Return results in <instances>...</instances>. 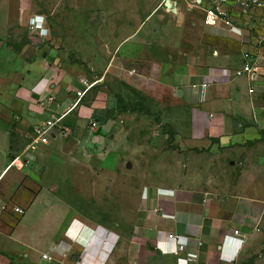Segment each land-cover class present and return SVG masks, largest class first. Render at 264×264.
Returning a JSON list of instances; mask_svg holds the SVG:
<instances>
[{
	"label": "crops",
	"instance_id": "obj_1",
	"mask_svg": "<svg viewBox=\"0 0 264 264\" xmlns=\"http://www.w3.org/2000/svg\"><path fill=\"white\" fill-rule=\"evenodd\" d=\"M191 1L176 0L175 10L192 12L188 8ZM230 9L240 34L227 39L208 35L212 39L205 42L208 45L195 46L193 55L185 56L182 62L175 54L173 59L171 50L166 55L151 53L154 46H137L132 58L131 53L122 52L123 45L110 51L108 73L118 74L130 65L137 70V76L123 74L133 86L119 83L136 90L142 101L164 106L172 115H185V119L172 117L169 124L155 125L166 130L168 141L178 144L182 152L199 149L209 163L218 164L216 171L222 173L212 175L204 168L192 171L188 164L178 173L175 166L166 165L157 150L148 151L151 143L143 139L136 153L144 159L151 156L152 165L142 176L152 179L141 181L136 219L124 238L127 243L120 249L115 243L119 237L116 231L75 218L61 199L51 196L54 188L44 180L54 176L49 172L60 166L69 146V154L75 160L78 156L84 159L93 171L104 169L106 160L112 158L110 170L104 169L106 176L112 180H117V174L121 176L116 187L124 193L125 175L132 173L131 164H127L129 169L124 168L133 153L129 140L117 143L119 138L116 142L106 138L109 132L100 133L109 121H116L118 98L112 96L110 87L101 84L103 76L91 81L83 71L58 63L51 51L25 60L26 66L20 71L15 69L12 55L10 61L0 57V72L6 73L9 81V94L0 106V204L6 206L0 213V264H45L42 256L37 259L32 255L37 245L47 249L42 255L51 252L65 264H104L106 260L109 264L108 255L115 247L114 259L120 261L110 264L123 260L130 264L133 259L138 264H252L250 260L254 259L253 264H259L256 256L264 251V236L256 231L264 222V200L258 199L264 195V92L260 89L264 84V52L257 46H245L244 37L252 19H262L259 22L264 24V10L247 16ZM249 49L253 50L254 76L236 77L234 71L241 68L242 55ZM81 78L95 84L79 100L75 92L81 89ZM202 84L206 88L202 89ZM51 97L53 100L48 101ZM52 118L57 119L59 128H53L48 142L27 149L34 127ZM18 157L20 161L15 164L20 163V168L11 164ZM207 159L202 158V162ZM194 177L202 179L200 188L194 186ZM210 178L234 181L220 187ZM120 201L126 206L123 197ZM13 205L24 210L21 217L12 212ZM53 209L59 212V219L50 224L47 217ZM33 211L48 227L41 231L40 238L28 235L34 239L30 241L20 232V226H26ZM63 216H68V222ZM234 230L244 240L241 246L233 236ZM169 234L181 240H170ZM109 241L111 247L104 254L102 245L107 246ZM180 244L186 246L185 251L178 250Z\"/></svg>",
	"mask_w": 264,
	"mask_h": 264
},
{
	"label": "rangeland",
	"instance_id": "obj_2",
	"mask_svg": "<svg viewBox=\"0 0 264 264\" xmlns=\"http://www.w3.org/2000/svg\"><path fill=\"white\" fill-rule=\"evenodd\" d=\"M170 1L176 9V0ZM163 2L164 0H0V57L10 61L12 55L13 58H16V62H13L14 67L20 71L26 66L27 61L25 60L40 57L44 50L51 51L54 57H57L58 63L73 67L77 71H83L82 75L91 78V81L103 76V79H100L101 84L110 87L109 89L113 90L112 96L118 98L116 121L106 138H111L115 142L116 138H119L117 143L121 139H128L130 152H133L132 154L129 152L131 155L124 165L125 169H129L127 164H131L130 168L132 169L129 177L125 175L124 193L116 187L120 185L121 176L117 174L115 181L106 176L104 169L110 170L109 167L113 163L112 158L106 160L103 165L104 169L93 171L84 159L78 156L75 160L69 154L71 149L69 146L65 147L60 166L53 164L55 165L54 171L49 174L54 176L47 179L45 177L44 180L47 186L54 188L52 191L55 192L51 196L56 195L61 199L74 213L75 218L86 221L88 225L98 223L116 231L119 237L115 243L119 249L122 244L127 243L124 238L128 237L127 234L136 219L135 208L138 203L141 183L152 179L142 176L144 170L152 165L151 156L146 155L144 159L136 153L139 143L143 144V139H147L151 143L150 146H147L149 147L148 151L157 150L162 154L161 156L165 157L166 165L175 166L178 173L180 171L182 173L183 168L188 164L192 171H201L204 168L203 170H207L209 174L210 172L212 175L222 174L216 171L218 164L209 163V158L200 154L198 148V150L190 149L189 152L180 151L178 144L168 141L166 130L162 126L160 127L162 130L155 126L157 123L169 124L172 117L178 121L185 119V115H172L164 106L155 105L150 100L142 101V98L137 96V91L129 88L132 83L125 77L132 70L135 71V75L131 76H137V70L131 68L132 65L119 70L118 74L115 71L107 72L111 58L110 51H113L116 46L123 45L122 52L131 53V58L137 54V46H154L155 51L152 50L151 53L161 55H166L168 54L167 50H171L173 59L175 54L182 62L185 60V56L193 55L195 46H207L208 44L205 42L212 40L207 36L213 34L204 30L202 12L195 9L188 12L182 8L175 13L169 12L164 8ZM36 15L44 16V28L47 29V34L43 37L30 29L27 23L28 17L32 18ZM261 20L252 19L249 22L244 45L257 46L264 52V24L259 22ZM161 46L171 47L163 48ZM196 50L199 53V49ZM250 50L253 52L252 49L247 52ZM5 74L0 72V106H4L7 93L9 94L7 89L9 81ZM121 81L129 86L122 83L126 87H121L122 84L119 83ZM117 90H120V95L114 93ZM55 128H59V125L57 124ZM145 128L147 131H144ZM62 135L66 137L65 135L68 133H62ZM202 158L207 161L202 162ZM139 177L142 180H139ZM192 181L195 187H201L202 179L194 177ZM210 181L220 187H225L227 181L233 182L234 180L223 181L210 178ZM111 187L113 188L111 189ZM118 190H120L119 193ZM120 197H123L126 206L121 203ZM258 199L264 200V195L260 194ZM58 213L57 209L51 210L47 221L51 224L52 220L59 219ZM64 218H68V216ZM27 219L26 226L24 228L20 226V232L23 231L25 238L28 235L40 238L41 231L46 230L48 226L44 227L41 224L42 218L37 217L36 211L30 212ZM68 220L69 218L65 221L68 222ZM259 226L260 228H257L256 231L264 236V222ZM94 230L99 231L97 228ZM28 238L27 240H34L32 236ZM56 238H58V234L55 235L54 239L56 240ZM92 238L102 239L101 237L95 238V236ZM43 247L33 246L32 255L37 259L41 257L43 251H47ZM89 247L91 249V245ZM110 247L109 241L107 246L102 245L101 250L105 254ZM75 248V246L72 248V252L76 250ZM116 249V247L113 248L111 255H108L109 264L117 260L114 259ZM47 254L52 256L51 252H47ZM256 257H258L259 264H264V251H259ZM55 260L54 264H65V262L61 263L60 260ZM254 261L252 259L250 263L253 264ZM43 262L47 264L46 261ZM87 262L85 261L83 264H87ZM132 262L130 264H138L134 259ZM104 264H107V260ZM118 264L129 263L123 260Z\"/></svg>",
	"mask_w": 264,
	"mask_h": 264
},
{
	"label": "built area",
	"instance_id": "obj_3",
	"mask_svg": "<svg viewBox=\"0 0 264 264\" xmlns=\"http://www.w3.org/2000/svg\"><path fill=\"white\" fill-rule=\"evenodd\" d=\"M188 8L190 10L195 9L203 12L204 30L219 37L230 38L231 36L240 34L241 32V30L235 26L231 13L232 10L230 8L238 10V12H241L243 15L251 16L257 11L264 10V0H192ZM44 24V17L38 15L30 18L28 21L30 29L37 32L40 37L47 34V29L44 28ZM242 59L243 65L240 69L234 71V75L236 77L244 75H248L249 77L254 76V72L252 71L254 64L253 55L250 52H245L242 55ZM128 75H135V71H129ZM79 83L81 85V89L75 92V97L80 100L85 93L90 90L92 86H94L95 83H91L85 78L79 79ZM206 86L207 85L202 84L200 87L204 89ZM260 89L264 92V84L260 86ZM249 92L252 93L253 88H250ZM52 100V97L48 99V101ZM57 123V119L52 118L51 120L46 121V123L44 122L41 125L35 126L33 129V138L27 146V149L34 150L37 144H46L52 134L51 131L55 128ZM24 155L25 154H22L20 157ZM20 157L14 159L11 164L20 168V163L15 164L17 160L20 161ZM4 210H6V206L0 204V213ZM11 210L16 216H22L24 214V210L19 206L13 205L11 206ZM239 234L238 230L233 231V236L237 238V244L241 246L244 243V240L239 237ZM167 238L170 240H176L177 242L181 240L180 236L173 234H169ZM185 249L186 246L183 244H180L178 247L179 251H185ZM42 260L46 261L47 264H54L55 258L49 254H44L42 255Z\"/></svg>",
	"mask_w": 264,
	"mask_h": 264
},
{
	"label": "water",
	"instance_id": "obj_4",
	"mask_svg": "<svg viewBox=\"0 0 264 264\" xmlns=\"http://www.w3.org/2000/svg\"><path fill=\"white\" fill-rule=\"evenodd\" d=\"M168 3H169V5L171 6V8L169 9V12H173V13H175L176 12V10L174 9L175 7H174V4L173 3H171V1L170 0H164V2H163V6H164V8L167 10V7H168ZM112 124H113V122L112 121H109L101 130H100V133L101 134H107L109 131H110V128H111V126H112Z\"/></svg>",
	"mask_w": 264,
	"mask_h": 264
},
{
	"label": "bare ground",
	"instance_id": "obj_5",
	"mask_svg": "<svg viewBox=\"0 0 264 264\" xmlns=\"http://www.w3.org/2000/svg\"><path fill=\"white\" fill-rule=\"evenodd\" d=\"M171 8V6L169 5V3H168V7H167V10H169Z\"/></svg>",
	"mask_w": 264,
	"mask_h": 264
}]
</instances>
